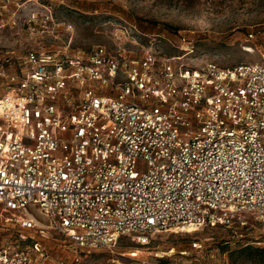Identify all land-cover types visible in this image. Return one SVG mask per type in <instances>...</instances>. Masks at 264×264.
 <instances>
[{"label":"built area","instance_id":"2783aa9c","mask_svg":"<svg viewBox=\"0 0 264 264\" xmlns=\"http://www.w3.org/2000/svg\"><path fill=\"white\" fill-rule=\"evenodd\" d=\"M174 47L118 38L17 60L0 98L4 226L92 252L122 237L147 246L163 232L264 225V63L198 64L185 34ZM45 259L0 245V264Z\"/></svg>","mask_w":264,"mask_h":264},{"label":"rangeland","instance_id":"374dc122","mask_svg":"<svg viewBox=\"0 0 264 264\" xmlns=\"http://www.w3.org/2000/svg\"><path fill=\"white\" fill-rule=\"evenodd\" d=\"M48 10L54 20L46 23ZM182 34L194 42L198 64L264 63V0H0V98L8 92L4 75L19 71L17 60L32 50L85 53L135 37L156 39L164 52L177 55ZM7 219L0 212V245L28 249L44 256V264H264L255 253L233 254L248 244L264 248V225L253 220L235 230L158 233L147 246L122 237L111 249L86 252L54 232L26 231L21 239L13 223L10 229L2 224Z\"/></svg>","mask_w":264,"mask_h":264},{"label":"trees","instance_id":"16d2710c","mask_svg":"<svg viewBox=\"0 0 264 264\" xmlns=\"http://www.w3.org/2000/svg\"><path fill=\"white\" fill-rule=\"evenodd\" d=\"M249 253H255L254 256L264 257V248H256L250 244L243 246L242 248L234 251V255L242 256L248 255ZM257 254V255H256Z\"/></svg>","mask_w":264,"mask_h":264},{"label":"bare ground","instance_id":"6f19581e","mask_svg":"<svg viewBox=\"0 0 264 264\" xmlns=\"http://www.w3.org/2000/svg\"><path fill=\"white\" fill-rule=\"evenodd\" d=\"M38 219L46 221L45 217L42 216L39 212H37Z\"/></svg>","mask_w":264,"mask_h":264}]
</instances>
